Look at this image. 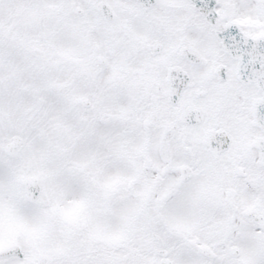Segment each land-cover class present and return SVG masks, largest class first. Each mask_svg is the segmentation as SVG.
<instances>
[{"label":"snow or ice","instance_id":"1","mask_svg":"<svg viewBox=\"0 0 264 264\" xmlns=\"http://www.w3.org/2000/svg\"><path fill=\"white\" fill-rule=\"evenodd\" d=\"M0 264H264V0H0Z\"/></svg>","mask_w":264,"mask_h":264}]
</instances>
